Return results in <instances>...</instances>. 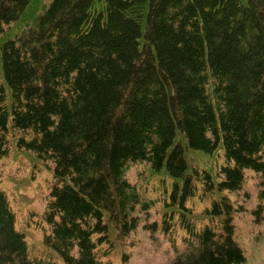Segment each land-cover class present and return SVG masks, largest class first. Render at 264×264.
Returning a JSON list of instances; mask_svg holds the SVG:
<instances>
[{"label": "trees", "instance_id": "16d2710c", "mask_svg": "<svg viewBox=\"0 0 264 264\" xmlns=\"http://www.w3.org/2000/svg\"><path fill=\"white\" fill-rule=\"evenodd\" d=\"M11 151L51 176L52 256H29L0 189V264H128L139 226L161 264H245L236 221L264 215V0H0Z\"/></svg>", "mask_w": 264, "mask_h": 264}, {"label": "rangeland", "instance_id": "374dc122", "mask_svg": "<svg viewBox=\"0 0 264 264\" xmlns=\"http://www.w3.org/2000/svg\"><path fill=\"white\" fill-rule=\"evenodd\" d=\"M134 169L125 173L130 183L134 180ZM50 183L51 176L46 167L26 155L11 151L7 158L0 161V189L7 195L17 216V227L25 233L29 249L35 255L43 251L38 245L41 235L38 226L41 222L40 199L47 193ZM252 188V182L248 180L246 189L251 191ZM31 212L34 214L31 215ZM245 213L236 221V240L244 253L245 264H264V215L254 218L249 212ZM137 236H140V232L130 236L129 241H134ZM128 255V264H161L159 262L166 256V245L160 237L155 235L148 239L146 235L139 238L137 247L128 251Z\"/></svg>", "mask_w": 264, "mask_h": 264}]
</instances>
